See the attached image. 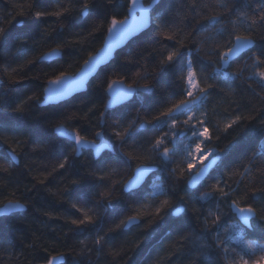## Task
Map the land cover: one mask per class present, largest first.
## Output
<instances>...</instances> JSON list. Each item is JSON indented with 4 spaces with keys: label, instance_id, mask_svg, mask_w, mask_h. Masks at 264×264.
Returning a JSON list of instances; mask_svg holds the SVG:
<instances>
[{
    "label": "trees",
    "instance_id": "obj_1",
    "mask_svg": "<svg viewBox=\"0 0 264 264\" xmlns=\"http://www.w3.org/2000/svg\"><path fill=\"white\" fill-rule=\"evenodd\" d=\"M149 0H144L148 2ZM14 0H0V17H6L0 26L7 29V39L0 43V64H8L11 67L23 65V70L15 74L19 83H12L7 76H3L0 71V126L8 129H18V136H9L8 143H0V163H5L9 167L10 174L0 173V206L9 200L19 201L24 205V210L12 213L8 216L0 217V264H44V257L48 248L50 252L66 253L65 264H153L159 260V264H224L222 253L213 245V236L219 232L225 237V229L233 231L232 226L235 223V217L228 208V202L219 200L216 195L211 200L200 201L199 196L208 188L197 186V188H188L186 185L187 175L179 182L178 185L171 183L165 168H177L179 162L183 159L184 145L194 143L190 142L185 136L177 135L173 143L167 146L175 149V163H169L166 166L156 159L153 155L141 153L139 160L129 162L122 155L111 158L107 151L94 158L90 150H82L79 156L72 155L69 165L66 169H61L58 173L49 176L43 184L39 181L44 179L48 172L63 159V155L72 153V147L67 141H62L54 131L56 126L63 125L68 131L80 129L81 134L93 140L94 131H103L105 139L111 137L110 125L113 119H121L127 123L131 119H137V110L139 115L147 118L145 113H152L156 106V101L171 95L169 103H175L176 100L186 98L178 94L176 87L177 81L175 73L169 71L167 74L156 73V58L150 57L148 51V36L138 35L135 39L128 41L125 46L117 50L112 59L104 66L100 67L95 75L86 84L84 92L76 94L71 98L48 106H41L39 101H33L26 110L25 115H19L12 111L19 99L35 95L42 100V92L45 84L50 79H54L61 72L66 74L75 73L85 60L94 54L101 46L108 22L111 15L119 12L118 19L127 15L128 0H118V3L109 5L108 0H91L90 15L88 17H76L75 11L70 15L57 22L55 17H47L42 21L28 19L16 16L20 9L13 8ZM16 3H26V0H15ZM79 0L76 7H79ZM202 2L212 3V0H202ZM67 4L68 0H64ZM242 0H231L230 7H240ZM122 5V7H121ZM252 6H255L253 3ZM39 8L56 10V0H39ZM176 5L174 0H162L157 11H161L167 17L174 11ZM27 10V9H25ZM207 14H214L209 11ZM13 16L16 19L8 24ZM231 19H235L232 16ZM197 21L200 23L197 24ZM187 31H195L197 35L200 25H204L211 30L214 25L203 20L201 17H195L188 14ZM227 23V21H226ZM65 25L61 28L60 25ZM99 26V31L93 30V25ZM219 25H215L218 27ZM231 30L232 25L227 23ZM50 32L51 36L42 39L43 32ZM240 34L248 35L246 29L241 26L238 29ZM91 33V35H89ZM261 33L255 34V47L252 51L264 50V39H261ZM28 40V44L23 47L27 52L23 55L16 51L20 46V39ZM224 40L228 39L225 34ZM80 41L79 43H73ZM230 46V45H229ZM60 48L59 57L51 61H42L40 58L47 52ZM226 50V48H221ZM195 56V53H193ZM203 53H201V56ZM249 55L248 52L242 53L238 60L233 61L229 71H235L240 67ZM33 63L28 64L27 61ZM130 61V63H125ZM199 68L207 72L211 71V65L206 61H200ZM147 69L154 73L149 80H143L137 77V72H143ZM248 75L247 72L244 73ZM35 77V79H33ZM112 81H120L129 86H136L143 83H151L153 92L150 94L140 93L133 98L112 109L106 111V125L103 128L97 127L99 113L105 111V105L108 100L107 88ZM212 82V81H209ZM216 88L211 90L209 100L206 102L209 112L215 109L217 115L213 120L220 119L219 114L233 112L241 115L257 116L256 122L244 121L240 127L230 129L227 134L213 133V140L206 143L208 149L214 150L222 156V161L218 162L220 166L214 167L209 174L208 183L212 182V177L220 178L225 172L223 165H236L247 162V157L251 151L257 147L260 139L258 131V120L264 119V103L259 99V95H264V88L257 84L242 80H225L223 78L214 81ZM252 83V89L248 84ZM223 89V92L221 91ZM234 91H229V90ZM259 94V95H257ZM234 102V103H233ZM92 108L93 111L89 112ZM238 109V111H237ZM255 110V111H253ZM87 114V115H85ZM77 117L74 120H68V116ZM186 119V116H179V121ZM178 121V122H179ZM137 119V123H139ZM226 122V121H224ZM167 130V129H165ZM211 131V129H210ZM159 132L151 128L137 129L135 134L127 140L128 145L134 142L137 144H146L151 138L154 139ZM219 135V140L215 136ZM191 136V132L187 133ZM97 142H98V138ZM24 142L23 146H16L15 141ZM51 141L45 150H40L39 145ZM232 142L229 145V142ZM113 143H117L114 138ZM9 143L16 147L19 154L17 163L9 161L8 152ZM62 144L57 157L51 154L56 145ZM37 151H32L33 147ZM226 146L227 149H226ZM226 149V150H225ZM220 150H225L221 152ZM156 159L155 171L146 179L138 189L125 193L121 187L113 193L114 197H121L126 201L130 208L109 209L104 212L107 218L104 225V231L113 221L116 223L128 215L136 214V205L147 200L148 204L154 201L150 198L149 193L153 190L152 183L156 177H162L166 182L165 188L173 204L179 202L181 196L187 202V212L180 216L165 214L164 219L158 221L151 229L145 230L147 218L144 224L137 227L135 224L129 225L122 231L109 233L106 237V243L103 250L97 255L92 240L95 238V231H85L82 235H74L69 229L71 225L66 223L67 218L79 217L69 204L64 202L65 197L53 195L57 193L72 179H80L88 171L95 170L101 166L102 160H111L120 170L121 174L115 179L123 184L136 168V165L144 164L145 161ZM260 158L258 157V160ZM243 170V169H241ZM179 176V172L176 174ZM261 182L257 180L255 187H260ZM175 189V190H173ZM91 181H86L83 185L73 186V199L78 202L91 201L87 193L91 192ZM159 196L158 200L164 199ZM236 198V197H233ZM115 202V201H114ZM220 203V210L216 213V205ZM257 206L264 204L259 195L255 201L249 200ZM195 209H200L198 214H194ZM145 213L154 211V208L145 207L142 209ZM103 211V210H101ZM213 211L220 215L219 225L212 224L215 218L208 217L207 228L204 232V220L208 212ZM50 213L58 219H49L44 213ZM251 228H245L243 237L246 242L255 241L259 245H264V221L253 220ZM240 227H243L240 225ZM195 231L202 239L199 243H207L209 248L204 255H200L199 245L197 243L182 242V246L177 248L171 244L178 239L179 231ZM87 238V247L79 244L80 240ZM140 242L137 247V242ZM230 247H236L237 251L241 250L240 243L231 238L227 239ZM163 247V250H161ZM91 248L89 252L87 249ZM83 251V255H80ZM119 252V256H113L112 252ZM169 253H175L169 257ZM255 258V257H252Z\"/></svg>",
    "mask_w": 264,
    "mask_h": 264
},
{
    "label": "snow or ice",
    "instance_id": "obj_2",
    "mask_svg": "<svg viewBox=\"0 0 264 264\" xmlns=\"http://www.w3.org/2000/svg\"><path fill=\"white\" fill-rule=\"evenodd\" d=\"M77 2L79 0H68V3L65 4L64 0H56V10H48L39 8V0H26V3L22 4L16 3L14 0L13 8L20 9L16 12V16L35 19L36 21H42L47 17H55L57 22H60L74 11L76 13L75 18L88 17L90 15L91 0H83L82 3H79L78 8L76 7ZM230 2L231 0H212V3L209 4L202 2V0H174L176 8L166 17L163 12L157 11L162 0H149L147 7L138 5L137 0H130L127 15L122 19H118L119 12H117L107 20V45L102 55L96 57L90 55L89 59L84 62L85 67L78 77H69L66 73L61 72L54 79L48 80L47 86L44 87L43 100L35 95L27 96L24 99H19L12 111L19 115H25L26 110L33 101L49 103L51 100H59L68 96L81 87L89 73L112 54L117 45L126 41L130 42L138 35H147L150 49L148 55L156 58L157 71L155 74H167L169 71H173L177 81L178 94L186 98L178 99L175 103H169L172 98L171 95L159 99L153 109L155 114L145 113L147 118L141 117L138 109L137 119H139V123H137V119H131L127 123L121 119H113L111 124L107 125L111 128V137L108 139H105L103 131H94L92 133L94 139L89 140L87 136L81 134L80 129L68 131L63 125L56 126L54 131L62 141L68 142L69 146L72 147V153L63 155L59 152L62 144L56 145L51 154L53 157H57V154L63 155V159L59 160L52 171L48 172L39 183L43 184L49 176L58 173L61 169H66L71 156L73 154L76 156L81 155L84 148L93 150V154L97 157L100 156L102 150H107L111 158L122 155L129 162L139 160L141 153L150 154L166 166L169 163H175V149L167 145L173 143L177 135L185 136L190 142L194 143L184 145L183 159L179 162L180 166L172 169L165 168L171 183L178 185L187 175L186 185L188 188H197V186L208 188L199 196L200 201L211 200L216 195L219 196L221 201H230L228 208L235 217V223L232 226L233 231L230 233L229 229H225V237L217 232L212 238L214 247L222 253L224 264H264V245H259L255 241L246 242L243 237L245 228H251L253 220L264 221V204L257 206L255 203L249 202V200L255 201L258 195L261 200H264V119L258 120L260 139L257 142V147L247 157V162L236 165H223L225 172L218 179L212 177V182L208 183L210 171L214 167L220 166L218 162L222 161V156L219 153L206 147V143L213 140V133L227 134L230 129L240 127L244 121L256 122L258 119L254 115L245 116L227 112L226 114H219L220 119L213 123L217 113L215 109L209 112L206 102L209 100L211 90L216 88L214 81L221 78L233 81H251L264 88V50L252 51L255 47V34L261 33V39H264V0H242L240 7H230ZM108 3L114 5L118 3V0H108ZM253 3H255V6H252ZM138 8L139 15H137ZM209 11L214 14H207ZM188 14H191L193 18L201 17L214 27L208 30L206 26L200 25L199 32L201 34L199 35L195 31L189 32L186 23ZM16 16H13L7 23L11 24ZM232 16H235V19H231ZM5 19L6 17H0V22ZM226 21L232 25L231 30L227 27ZM199 23L197 21V24ZM215 25L219 26L215 27ZM241 26L250 34H240L238 29ZM60 27L64 28L65 25L61 24ZM93 30L99 31V26L94 24ZM225 34L228 36L227 40L223 39ZM49 36H51V33L47 31L41 34L42 39H47ZM5 39H7V29L0 26V43H3ZM79 42L74 41L73 43ZM27 44L28 40L21 38L20 46L17 47L16 51L21 55L25 54L28 49L23 46ZM221 48H226V50H221ZM59 52L60 48L52 50L53 54ZM245 52H248L249 55L244 63L235 71H229L228 69L232 67L233 61L238 60L241 53ZM193 53H195V56ZM201 53H203L202 56ZM200 61H206L211 65V71L207 72L199 68ZM27 63L31 64L33 61L28 60ZM125 63H130V61H125ZM23 67V65L11 67L8 64H0V71H2L3 76H7L15 84L19 83L15 74L22 71ZM245 72L248 73L247 76L244 75ZM136 75L140 79L149 80L154 73L144 69L143 72H137ZM248 87L252 89V83H249ZM107 90L111 93L112 98L105 105V111L99 113L97 127L100 128L106 125V111L108 108L118 103H124L134 93L150 94L153 92V87L151 83L125 87L122 86L120 81H112L108 84ZM221 91L223 92V89ZM229 91L234 90L230 89ZM252 91L255 93V89H252ZM259 99L264 103V95H259ZM92 111L93 109L90 108L89 112ZM179 116H186V119L179 121ZM76 118L74 115L67 117L68 120ZM146 128L159 132V135H156L154 139L150 138L146 144L135 142L132 145L127 144V140L135 134L137 129ZM188 132H191V136H187ZM19 134L18 129H8L0 126V143H8L9 136H18ZM96 138H98V142ZM113 138L117 143L112 142ZM219 138V135L215 136V139L219 140ZM23 143L19 140L15 141L16 146H23ZM51 143V141L41 143L39 149L45 150ZM231 143L230 141L229 145ZM8 146L11 149L7 154L9 161H17L19 154L16 147L11 143ZM37 150L36 146L32 149V151ZM156 159L145 161L144 164L138 163L133 170L134 176L124 180L122 185L119 180L115 179L116 176L121 174V170L111 160H102L100 167L88 171L80 179H72L57 193H53V195L58 194L65 197L64 202L68 203L76 213H79V217L66 219V223L72 226L69 231L74 235H82L85 231H95L96 235L92 240V244L95 246L97 255H99L109 233L122 231L132 224L139 227L144 224L145 218H147L145 230L151 229L154 224L164 219L166 213L180 216L182 213L187 212V202L184 197L181 196L179 202L173 204L165 188L166 182H157L162 181V177H156L152 183L153 190L149 193L154 202L148 204L145 200L137 204L136 214L126 216L124 219H120L118 223L113 221L107 227V231H104L107 220L104 212L118 207L125 209L131 207L121 197L113 196L117 187H121L125 192H131L134 188L140 187L141 178L146 173L154 170ZM177 172H179V176L176 175ZM0 173L10 174L9 167L5 163H0ZM89 180L91 181L92 191L87 195L91 197V201L78 202L79 198L73 199V186L83 185ZM257 180L261 182L260 187H255ZM161 195L165 198L156 202ZM2 207L3 210L0 211V216L22 210L24 205L19 201L9 200ZM145 207L154 208V211L145 213L142 210ZM219 210L220 203L218 202L216 213ZM199 212L200 209L194 210V214ZM216 213L213 211L208 212L204 220V232L208 231V217L214 216L212 224L219 225L220 215ZM44 215L50 220L59 218L53 217L47 212ZM240 225H243V227H240ZM229 236L240 243V251H237L236 247L228 245L227 239ZM201 239L202 237L198 236L194 230L189 232L179 231L178 239L172 241L171 244L179 248L182 246V242L192 241L199 245L200 255H204L209 245L199 243ZM79 244L87 247V238L80 240ZM139 245L140 242L138 241L137 247ZM163 247L162 245L161 250H163ZM87 250L92 251L91 248ZM44 251L48 253L44 257V264H65L64 257L66 253L56 252L53 254L48 248H44ZM79 254L83 255V251ZM174 254L169 253V257ZM112 255L119 256L120 253L113 251ZM153 264H159V260L154 261Z\"/></svg>",
    "mask_w": 264,
    "mask_h": 264
},
{
    "label": "water",
    "instance_id": "obj_3",
    "mask_svg": "<svg viewBox=\"0 0 264 264\" xmlns=\"http://www.w3.org/2000/svg\"><path fill=\"white\" fill-rule=\"evenodd\" d=\"M129 3H130V0H128V4H129ZM137 4H138V5H143L144 7H147L148 4H149V1H148V2H144V0H137ZM137 15H139V8L137 9ZM107 37H108V32L106 31L105 36H104V38H103V41H102V43H101L100 48H99L94 54H92L91 56L96 57V56H100V55L103 54V50L105 49V47H106V45H107V40H106ZM127 42H128V41H126V42H122L121 44L117 45V46L114 48L112 54H110V55H109L108 57H106L103 61H101V62L96 66V68L93 69V71L89 73L88 77L86 78V80L84 81V83L81 85L80 88L76 89L75 91H73L72 93H70L68 96L63 97V98H61V99H59V100H55V99H54V100H51L49 103H41V102H40V105H41V106L55 105V104L61 103V102L65 101V100L71 98L72 96H74V95H76V94H79V93L84 92L85 89H86V84H87L88 81H89V80L95 75V73L97 72V70H98L100 67L106 65V64L112 59L114 53H115L117 50H119L120 48H122L123 46H125ZM241 54H242V53H241ZM58 57H59V53H58V54H53V53H52V50H51V51L45 53V54L40 58V60H42V61H51V60L56 59V58H58ZM89 57H90V56H89ZM89 57H88L86 60H88ZM86 60H85V61H86ZM84 67H85V64L83 63L75 73H73V74H67V75H68L69 77H78V75H79L80 72L84 69ZM121 84H122V86L127 87V85H125V84H123V83H121ZM0 86H1V80H0ZM45 86H47V83L45 84ZM107 89H108V88H107ZM106 92H107V96H108V100H107V102H106V105H107V104L109 103L110 99L112 98V96H111V93L108 92V90H107ZM134 95H135V93L132 95L131 98H129V99H128L127 101H125L124 103L130 101V100L133 98ZM43 99H44V89H43V92H42V100H43ZM124 103H118V104H116V105H114V106H112V107H110V108H108V109H112V108L118 107V106H120V105H122V104H124ZM82 150H83V149H82ZM84 150H90L91 153H92V155H93V157H94V158H98L97 156H95V155L93 154V150L88 149V148H84ZM104 151H107V150H102L101 153L104 152ZM101 153H100V154H101ZM14 163H17V161H14ZM155 169H156V168L154 167V170H153L152 172L146 173V174L141 178V185H143V183L146 181V179L149 178V177L152 175V173L155 171ZM133 170H134V169H133ZM132 176H134V172H133V171H132L130 177H132ZM141 185H140V186H141ZM138 188H139V187H138ZM138 188H134L132 191H134V190H136V189H138ZM191 189H193V188H191ZM124 192H125V191H124ZM125 193H127V192H125ZM6 204H7V202L4 203V204H2V205L0 206V211L3 210V207H2V206L6 205ZM23 210H24V208H23L22 210H16V211L13 212V213L20 212V211H23ZM231 212H232V211H231ZM9 215H10V214H9ZM3 216H8V215H3ZM0 217H2V216H0ZM242 226H243V225H242ZM247 229H248V228H247Z\"/></svg>",
    "mask_w": 264,
    "mask_h": 264
}]
</instances>
